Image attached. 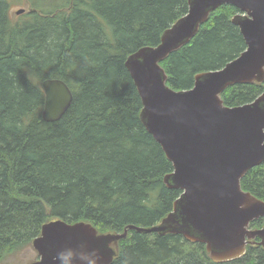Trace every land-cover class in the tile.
Returning a JSON list of instances; mask_svg holds the SVG:
<instances>
[{
    "label": "trees",
    "instance_id": "16d2710c",
    "mask_svg": "<svg viewBox=\"0 0 264 264\" xmlns=\"http://www.w3.org/2000/svg\"><path fill=\"white\" fill-rule=\"evenodd\" d=\"M14 23L0 0V264L40 235L45 222L85 220L102 232L128 234L110 264H264V248L216 262L181 234L142 232L173 209L181 190L160 143L141 120L142 101L127 57L160 43L188 11V0H27ZM231 4L212 11L189 43L162 62L168 84L193 87L195 75L223 68L246 49ZM61 78L74 98L55 122L42 119V82ZM263 83H239L221 94L228 106L254 100ZM264 200V162L241 180ZM264 217L252 227H261Z\"/></svg>",
    "mask_w": 264,
    "mask_h": 264
},
{
    "label": "water",
    "instance_id": "95a60500",
    "mask_svg": "<svg viewBox=\"0 0 264 264\" xmlns=\"http://www.w3.org/2000/svg\"><path fill=\"white\" fill-rule=\"evenodd\" d=\"M222 4L240 9L232 21L240 27L246 49L221 69L197 73L193 87H171L160 62L189 43ZM188 6L159 44L139 48L125 62L141 97V120L174 165L164 182L183 191L160 223L130 228L181 234L188 241L204 243L214 261L224 262L242 257L257 236L264 246V227L248 229L254 219L264 216V200L241 185L245 173L264 161V91L236 106L225 105L221 97L230 85L264 82V0H188ZM42 87V119L55 122L70 107L73 92L61 78L45 79ZM127 230L102 233L84 220L52 219L33 240L39 258L25 264H53L58 252L81 245L99 250L100 264H110ZM72 264L87 262L76 256Z\"/></svg>",
    "mask_w": 264,
    "mask_h": 264
},
{
    "label": "rangeland",
    "instance_id": "374dc122",
    "mask_svg": "<svg viewBox=\"0 0 264 264\" xmlns=\"http://www.w3.org/2000/svg\"><path fill=\"white\" fill-rule=\"evenodd\" d=\"M8 1L10 2L9 4L10 15L14 23H20L28 19L26 18V14L31 10V7L27 0H8ZM21 8L24 9V12L18 15L16 11ZM37 257L38 255L36 250L32 246H29L21 252L8 254L1 264H22L36 260Z\"/></svg>",
    "mask_w": 264,
    "mask_h": 264
},
{
    "label": "clouds",
    "instance_id": "9594fccd",
    "mask_svg": "<svg viewBox=\"0 0 264 264\" xmlns=\"http://www.w3.org/2000/svg\"><path fill=\"white\" fill-rule=\"evenodd\" d=\"M78 256L80 260L87 264H100L101 254L97 249H88L84 245L80 248L62 250L53 257V264H72L74 257Z\"/></svg>",
    "mask_w": 264,
    "mask_h": 264
},
{
    "label": "flooded vegetation",
    "instance_id": "af4514ba",
    "mask_svg": "<svg viewBox=\"0 0 264 264\" xmlns=\"http://www.w3.org/2000/svg\"><path fill=\"white\" fill-rule=\"evenodd\" d=\"M257 241L259 240V238L256 239Z\"/></svg>",
    "mask_w": 264,
    "mask_h": 264
}]
</instances>
